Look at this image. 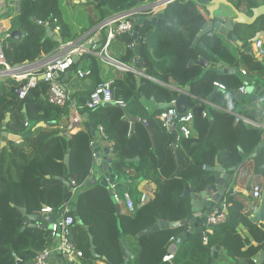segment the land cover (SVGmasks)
<instances>
[{"label": "trees", "instance_id": "1", "mask_svg": "<svg viewBox=\"0 0 264 264\" xmlns=\"http://www.w3.org/2000/svg\"><path fill=\"white\" fill-rule=\"evenodd\" d=\"M155 1L91 2L93 9L85 20L91 26L116 13ZM55 19L61 27L60 37L63 41L78 36V33L72 34L71 27L63 21L61 0H22L20 12L14 13L11 18V29L0 33V38L10 34L5 38L7 63L10 66L22 65L53 52L60 41L46 38L45 24L55 27ZM40 20L44 24H39ZM205 23L196 0H176L165 7L164 22L156 28L151 48L147 42L151 26L143 24L138 36L139 56L147 75L166 83L173 79L180 89L202 99L208 100L212 95L209 100L211 104H197L189 97L194 128L199 135L180 138L177 148L179 166L172 146L173 138L161 126L158 118L163 109L154 114V121L151 120L154 141L151 136L144 138L140 133H128L123 107L100 105L86 109L79 106L78 93L73 96V102L81 112L88 113L87 120L92 128L102 126L107 139L113 141V173L119 175L120 179L136 184L147 179L157 184L153 200L144 205L137 200L136 211L132 214L121 213L119 218L116 214L118 206L110 190L99 184H87L95 164L93 142L96 136H93L91 129L85 127L69 136L58 135L61 131L59 125L65 117L70 116L69 104L59 107L49 103L46 99L48 85L44 81L39 80L21 97L18 90L29 83V77L23 80L14 76L0 78V144L4 129L22 136L19 142H9L0 153V264H15L14 253L30 262L52 242L50 228H44L42 223L28 225L30 221L27 215L41 213L45 206L51 207L59 215L65 212V216L75 219L71 239L83 250L86 264L100 260L106 264H257L260 252L264 251V224L252 219L251 203L255 186L264 187V128L243 121L235 123L234 114L214 106L230 107L236 113L251 116L250 110L237 109L238 101L227 96L228 92L239 89L244 83L243 78L237 73L219 74L214 68L219 65L239 68L243 64L249 76L260 82L264 75V64L245 51L242 57L235 54L217 33L203 34L194 45ZM258 29H264V16L256 24L246 26L243 32L234 30V33L243 41L244 34L254 35ZM14 31H19L17 38H12ZM121 37L127 50L121 60L134 64L135 49L127 45L136 43V38L128 34ZM201 58L209 60L211 66L205 68L196 62L191 63ZM91 70L97 79L99 68L96 62ZM119 74L113 83L115 97L123 103L137 105L144 115L147 111L139 101L141 96L155 97L169 103L180 95L177 90L150 78L144 77L138 84V75L133 72ZM217 81H223L226 89L215 92L217 87L214 83ZM99 82L101 80L98 78L94 87ZM74 97H77L76 102ZM260 100L264 105V91L260 94ZM8 114L11 116L9 120ZM42 122L46 125L41 126ZM212 122V133L205 141ZM69 143L68 168L64 157ZM260 147L261 151L255 154ZM137 155L141 156L139 162H128V158ZM167 159L174 167L170 174H160L161 168L162 171L165 169L163 165ZM216 162L233 179V186L226 194V221L213 227L208 234V244L203 241V231L192 234L179 245L172 261H164V256L184 233L185 227L160 228L144 235L140 233L160 221L173 222L187 218L192 207L190 198L183 196L186 185L189 184L193 192L203 190L213 181V172L208 168ZM56 176L64 177L70 186ZM72 180L78 184L75 192ZM70 204L77 208V212L73 209L64 211ZM19 207H25L27 212L23 213ZM77 217L81 218L82 223H77ZM88 232L94 237L98 257L91 253ZM121 238L125 239L134 254L128 263L125 262ZM217 246L221 251L214 261Z\"/></svg>", "mask_w": 264, "mask_h": 264}, {"label": "built area", "instance_id": "2", "mask_svg": "<svg viewBox=\"0 0 264 264\" xmlns=\"http://www.w3.org/2000/svg\"><path fill=\"white\" fill-rule=\"evenodd\" d=\"M176 0H157L152 2L154 6L145 12L147 15H155L159 9L166 7L168 4ZM136 15L131 13V11L126 10L123 12L116 13L109 16L97 23V30L99 33L104 35V40L102 47L99 49L86 50L84 44L80 42H70L62 44L56 51L46 54L41 59L33 62L32 65L27 68V73L23 76L29 77V83L24 85L19 91L21 97H23L26 91L35 86L39 80L44 81L48 85V90L46 94V99L49 103L65 107L69 104L70 106V122L68 124H60L59 128L61 132L66 135L72 134L75 130L85 128V120L82 116L80 108L73 102L74 92L72 88L66 86L63 83L62 77H55L56 72L65 73L74 65V56L76 54L82 55L84 53H90L100 58L108 67L113 68L117 72H133L139 76H145V73L137 69L133 64L121 60L115 57L111 51V44L119 39L122 35L128 34L129 36H135L136 27ZM56 26L52 27L55 34H60L61 27L58 24L57 19H55ZM39 24H44L43 21H39ZM1 31L0 33L4 32ZM10 34H7L8 37ZM60 36V35H59ZM0 38V68L2 72L1 76H7L5 70L11 69L5 57V38ZM136 43L131 42L127 45L128 48L135 49ZM257 57L264 64V40L260 39L256 42ZM24 65V64H23ZM242 74L247 76L246 70H241ZM92 74L91 69H79L77 71L78 78H85ZM19 78L20 75H11ZM22 76V75H21ZM44 76L43 79H39ZM264 80V75H263ZM113 80H104L99 82L89 93L85 104L82 107L86 109H94L100 105L106 104H117L123 103V101L118 100L115 97L113 89ZM221 89H226V86L220 82L214 83ZM240 90L243 93L247 92L246 86H242ZM177 99L170 101L171 106L163 109L159 114L158 118L161 126L168 132L171 131L172 124L177 122V129L181 136L190 138L193 136L192 123L194 120V114L192 111L181 113L176 107ZM204 115H206L203 112ZM235 123L245 122L256 127L264 128V123L258 121L257 119L244 115L241 113H234ZM28 125V123H26ZM99 131L108 146L114 149V143L107 139L104 128L99 127ZM206 168V166H204ZM92 179V176H90ZM74 185V192L76 191L78 184L75 180H72ZM114 199L117 201L119 208L122 213L132 214L137 209V200L141 205L149 203L155 197L157 190V184L152 179H147L142 182L141 190L138 196L134 194L133 191L120 192L117 188V184L114 183L110 186ZM264 187L255 186L254 188V199L251 203V209L254 213L260 206V202L263 195ZM67 209V207H66ZM51 207L46 206L42 209L41 213H52ZM253 215V214H252ZM228 216L227 207L224 204L222 208L214 209L210 215H208L206 223L203 227V241L205 244L209 243V233L213 231V227L217 224L225 222ZM75 224V219L72 216H62V219H58L50 223L49 228L51 229L52 241L47 244L36 257L30 261L26 262L21 256L16 253L13 254L15 258V264H55L53 253L56 252L60 255L63 262L66 264H86L85 254L71 239L73 226ZM174 240V237L172 238ZM164 261H172L174 259V254L168 253L164 256ZM257 262V260H255Z\"/></svg>", "mask_w": 264, "mask_h": 264}, {"label": "water", "instance_id": "3", "mask_svg": "<svg viewBox=\"0 0 264 264\" xmlns=\"http://www.w3.org/2000/svg\"><path fill=\"white\" fill-rule=\"evenodd\" d=\"M86 1L99 2L100 0H86ZM214 1H217V0H214ZM153 6H154V4H151L150 6H147V7H141L140 6V7H136V8L129 10V11H131V13L136 15V17H135V19H136V27H135V31H136V33H135L136 62H135V64H136L137 69L144 70V71H145V69L142 66V62H141L140 56H139L140 44H139L138 36H139L140 28L143 24H147V25L154 27V28L161 27L163 24V18H164V13H165V7H163L161 9H159L155 15L145 14V12L148 11ZM232 8L234 10V16L226 19V22L225 21L224 22L215 21V22H212L209 24L206 23L204 25V29L201 30L199 32V34L197 35L195 42H194V45L199 41L200 37L204 33L214 31V33H217V34L221 33V34L226 35V38L228 40H231L232 42H236L242 49H247L248 51L252 50V46H249L250 42H253V47H256V42L264 37V29L256 30L253 37L249 41H246V42L238 39L237 35L234 33V30H238L239 32H243L244 29L246 28V26L256 24L259 21V19L261 18V16H264V4L251 7L250 12L242 11L239 8H235L234 6H232ZM34 20L37 21V18H34ZM45 28L47 31V37L54 38V39L62 42L61 37L58 34H55L52 26L49 23L45 24ZM95 30H97V25L95 26ZM153 33H154V31L152 30L149 32V34L147 36V42H148L149 46L152 43ZM11 35H12V38H17L19 36V31H14ZM98 37L101 39L102 42H100L99 44H95L96 42H98V39H97ZM98 37L95 38L94 40H90V42L85 44L84 45L85 49L90 50V49H92V47H94V49L101 48L102 44H103V40H104V35L102 33H99ZM89 56H90V53L87 54V57H89ZM80 58H81V55L76 54L74 56V65L64 74L61 72H56L55 77H57V78L58 77H62V78L69 77L70 74L75 70V64L79 62ZM194 62L201 64L204 67H209V65H210V62L205 58H201L198 61H192L191 63H194ZM26 66L27 65L19 66V67H12L11 69L5 70V73L9 76L17 75L18 73L23 71ZM214 69L219 74L237 73L243 79H245L248 83L253 82L252 78L247 77L245 75H242L241 72L239 70H237V68H235V67H216ZM43 78H44V76H41L39 79H43ZM140 80H141V78L139 77L137 79V82L139 83ZM261 88H262L261 86H257L255 88L250 87L251 98L253 100L258 99V95H259ZM227 96L228 97L229 96L230 97H237L238 99L241 100L244 96V93L242 91H238L236 93L228 92ZM186 99H187V97L185 94H181L179 96V98L177 99L176 107L179 110V112H181V113L187 112V110H185ZM106 105H119L125 109L127 117H129L133 121L137 120L136 117H132L131 114L127 111L126 103L106 104ZM170 106H171L170 102L162 104L163 109H166ZM242 109L250 110L252 117H258L259 114L264 116V110H260V106L257 103L254 104L253 110L249 109L246 106L242 107ZM24 111L26 112V108H24ZM87 115H88V113L85 114V117ZM10 117H11L10 114H8L7 120H9ZM26 118H28V117L26 116ZM40 125L44 126L46 124L44 122H42V123H40ZM86 126H87V128L91 129L93 136H97L100 134L99 129L92 128L90 122H87ZM212 129H213V122H212L204 140H207L210 137ZM170 133L172 134V137H173L172 146H173V150H174V153L176 156L177 165L179 166L180 163H179V157H178V151H177L179 131L177 129V122H174L172 124ZM58 135L65 136V134L63 132H60ZM2 136H3V138H5V140L1 141L0 153H1L2 149L8 145L9 142H11V141L12 142H19L22 139V136L11 134L6 129H4ZM23 137H26V136H23ZM93 148H94V152H95V157L97 158V161L100 165L103 164L105 173L102 177L92 178L91 180H89V182L87 184L89 186L99 184L105 188H108L110 190V192L112 193L110 186L114 183L121 182L120 181L121 179H120L119 175L113 173L112 167H110L107 164V162L102 163L103 159H102V155L100 153V149H101L100 144L98 142H93ZM70 151H71V144L69 143L68 144V151L64 157V162L68 168H69V161H70ZM260 151H261V147L256 151V154H258ZM106 152L109 153V148H106ZM105 159L107 161H111V158H105ZM140 159H141L140 156H136L133 158H129L128 162H139ZM208 169L211 172H213L214 181L212 183L205 186V188L199 192H193L191 190L189 184H187L185 187V191L183 193V196L190 198V203H191V207H192V212L188 215L187 218H185L181 221H173V222L160 221V222H157L154 225L143 230L140 233V235H144V234L154 232L160 228H168V227L177 228L180 226H184L185 227L184 233L178 237L177 242L172 244L170 249H169L170 253L175 254L177 252L179 245L187 237L191 236L192 234L202 232L208 215H210L214 209L223 207V205L226 202V194L230 190V188L233 186L230 184V173L227 172V170H225L222 166H220L218 162H216L215 166H211ZM234 169L235 168H233V170ZM48 177L50 178L51 176H48ZM55 178L62 180L63 182H65L66 185L70 186V182L68 180H66L64 177L56 176ZM115 202L118 206L116 214L119 218V216L121 214V210H120L119 205H118L116 200H115ZM19 209L23 213L27 212L25 207H19ZM71 209H73L75 212H77V208L73 204H70L67 207V209L64 211H70ZM27 216H28L29 221H30L28 224L29 226H37L38 223H42V226L44 228H49L50 223H53L58 219V215L55 212L46 213V214L33 213V214H28ZM60 219H62V217H59V220ZM252 219L256 222H260V223L264 224V189H263V195H262V199L260 202V206L253 213ZM76 221L78 224L82 223V220L80 217H77ZM190 223H192V224H190ZM118 225H119V227H121L120 219H118ZM86 229L89 230V226L86 225ZM88 234H89L90 244H91V253L93 256L98 257L99 255L97 253L96 245L94 243V237H93L91 232H88ZM120 242H121L122 249L125 253V257H126L125 262L128 263L131 259L134 258V254H133L132 250L126 245L124 238H121ZM220 251H221V248L219 246H217L215 251H214V261H216L219 258ZM53 256H54V258L58 257L59 258L58 261H60L62 264H65V262L62 261L60 255L58 253L54 252ZM263 261H264V251H261L259 254V260H258L257 264H262Z\"/></svg>", "mask_w": 264, "mask_h": 264}, {"label": "crops", "instance_id": "4", "mask_svg": "<svg viewBox=\"0 0 264 264\" xmlns=\"http://www.w3.org/2000/svg\"><path fill=\"white\" fill-rule=\"evenodd\" d=\"M21 1L22 0H0V32L3 31V30L8 31V30L11 29V26H12L11 18L13 17L14 13L16 14V13L20 12ZM196 1L198 2V10L204 16V18L206 20V23H208V24L212 23V22H215V21H222V22L225 21L226 22V19L233 17L234 16V10H233L232 6H234L235 8H239L242 11L250 12V8L251 7L259 6V5H263L264 4V0H217V1H214V0H196ZM91 2L98 3V2H95V1H86V0H61L62 11H63V21L68 26L71 27L72 34L78 33V36L76 38L68 40V41H63L62 40V42L59 43L60 44L59 47L62 44L70 43V42H80V43L85 45L88 42H90V40H94L95 38H97L99 36L98 30H95V26L97 24L89 26L87 20H85V16L87 14H89V12L92 11V9H93V5L91 4ZM236 3H239V6H236ZM151 4H153V3L152 2H146L143 5H141V7H147V6H150ZM138 7H140V6H138ZM6 16H8V17H6ZM163 22H164V18H163ZM203 29H204V27H203ZM152 30L155 33L156 28L152 27L150 31H152ZM154 33H153V35H154ZM213 33H214V31L208 32V33H204V34H213ZM219 36L222 38V40L224 42H226L228 44L230 49L235 54H237L240 57H242V55H243L242 52L245 51L246 53L251 55L253 58H255L258 61H260L259 58L257 57L256 47H253V42L249 43V46H252V50L248 51L247 49H242L236 42H232L231 40H228L226 38V35L219 33ZM252 36H253V34L252 35L251 34L250 35L244 34L243 35V41H245V42L249 41ZM46 38H47V36H46ZM97 39H98V42H96L95 44H99L100 42H102L99 37ZM262 39L264 40V37ZM152 43H153V36H152ZM152 43H151V45H152ZM151 45L149 46L150 48H151ZM58 48H56L54 51H56ZM110 51L115 57L120 58V59L126 55V53H127L126 52L127 51L126 50V45L124 44V42L122 40V37L117 39V40H115L111 44ZM87 54H89V53L86 52V53L81 55V58H80L79 62L75 64V70L70 74L69 77L62 78L63 83L66 86H69L70 88H72L74 94L78 93L79 106L81 105V107L84 105L83 102L87 99L89 92L94 87L95 82H96V80L98 78L101 81H104V80H113V81H115V79L120 76L119 72H117L116 70H114L111 67H108V65L105 64L100 58L96 57L93 54H90V56L87 57ZM151 54H153V49H151ZM45 55L46 54H43L42 57H44ZM41 58H39V59H41ZM36 61H34V62H36ZM94 62H96V64L98 65V68H99V73H98V78L97 79L92 74L87 76V77H85V78H81V79L77 77V71L79 69H91L93 64H94ZM135 62H136V55H135V58H133V63H134L133 65L136 67ZM32 63L33 62H27V63H24V65L22 64V66H25V65H27V66L25 67V69L23 71L18 73L20 75V77L17 78V79L23 80V79L27 78V77H25L23 75H25L27 73V68H29V66ZM209 66H211V63H210ZM217 67H227V66L219 65ZM205 68H208V67H205ZM243 69L245 70L243 64H241V66L239 68H237V70H239L240 72ZM141 71L145 73L144 70H141ZM1 72H2V70L0 68V73ZM241 74H242V72H241ZM8 76L9 75H7V76H1L0 75V78H5V77H8ZM139 77L141 78V80H140L139 83L137 82L138 84L141 83L142 78H144V77L145 78H150V79H152V80H154L156 82H159V83H162L164 85L169 86L173 90H177L180 95L181 94H185L186 97H187L185 110H187V112L191 111L190 102H189L190 98H192L193 100L197 101L196 102L197 104H201V103L211 104L209 100H211L212 95L209 96L208 100L199 98L196 95H194V94H192V93H190L188 91L180 89L175 84L173 79L170 80V83H166V82L161 81L160 79H157L155 77H151V76L147 75L146 73H145V76H139L138 75L137 79ZM247 77L252 78L253 82L252 83H248L245 79H243L244 83L239 87V89L236 90L235 92L231 91L232 93H236L238 91H241L240 88L242 86H246V88H247V92L244 93V96H243V98L241 100L238 99L237 97H232V98H235L238 101L237 109H242V107L246 106L249 109L253 110L254 109V104L257 103L260 106V110H264V105H263V103L260 100V94L264 91V80H263V77H261V81L260 82H256V80L252 76H249V74L247 75ZM219 82L224 84L223 81H219ZM257 86H261L262 88H261V90L259 92L258 99L257 100H253L251 98L250 87H254L255 88ZM216 87L217 88H216L215 92L217 90L221 89L218 86H216ZM222 90H225V89H222ZM44 97L45 96L43 95V98ZM76 100H77V97H74V101L75 102H76ZM139 101L144 106V108L147 111V113H146V115H144L143 111L135 104H132V105L126 104L127 105V111L131 114L132 117H136L137 118L136 121H133L132 119L127 117L126 111H125V115H126L125 121L128 123V133L129 134L133 133L134 135L140 133L144 138H147V137L151 136L153 138V140L155 141V139H154V130H153V126L151 125V120L154 121V119H155L154 114H156L159 109H163L162 108V104L166 103V102H164L162 100H157L155 97H151V98L147 97L146 95L141 96L139 98ZM214 106H216L219 109L224 110L226 112L232 113V114L236 113L230 107L226 108V107H222V106H219V105L218 106L214 105ZM85 114H87V112H83L82 116H83V118L85 120V127H87L86 123L89 122V121L87 120L88 115L85 117ZM253 118L257 119L258 121H260L262 123H264V116L261 115V114H259L258 117H253ZM69 122H70V116H67V117H65L63 119L62 124H68ZM140 123H142V125H139ZM155 124H156V126H158L157 122H155ZM213 125H214V122H213ZM76 131H78V130H75L74 132H76ZM192 131H193V137H197L199 135L198 131L194 128V121L192 123ZM171 136H172V134H171ZM181 137L182 136L179 134L178 143H179V140H180ZM2 140H5V138H2ZM94 142H98L100 144V148H101L100 149V153H101L102 159H103L102 163L107 162V164L110 167H112L113 166V161L115 159L114 150L111 147L108 146V143H106V141H104L101 133L95 137ZM111 142H113V141H111ZM178 143H177V148L179 147ZM172 144H173V141H172ZM106 148H109V153L106 152ZM177 151H178V149H177ZM182 153H183V155L185 157V152L183 151ZM137 156H140V155H137ZM105 158H111V161H107ZM131 158H133V157H131ZM140 158H141V156H140ZM179 163H180V161H179ZM163 167L165 169H164V171H162V168H161L160 174H163V173L164 174H170L171 169L174 167V164L171 163V161L169 159H167V161L165 162V165H163ZM104 173L105 172H104L103 164L100 165L98 163V161H97V158L95 157V164H94V166L92 168V172H91L92 177L93 178L102 177L104 175ZM213 181H214V179H213ZM116 184H117V188H118V190L120 192H124V191H127V190L130 191L131 190V191L134 192V194L136 196H137V193H140L141 186H142V182L139 183V184H136L135 182L125 181V180H124V182H117ZM230 184L233 185V179L231 178V175H230ZM225 205H226V203H225ZM64 213H61L60 215L57 214V215H58V217H62L64 215ZM190 224H192V223H190ZM52 242H54V240ZM58 260H59L58 257L54 259L55 264H62ZM93 264H106V263L104 261L100 260V261L94 262Z\"/></svg>", "mask_w": 264, "mask_h": 264}, {"label": "rangeland", "instance_id": "5", "mask_svg": "<svg viewBox=\"0 0 264 264\" xmlns=\"http://www.w3.org/2000/svg\"><path fill=\"white\" fill-rule=\"evenodd\" d=\"M120 181H121V182H124V179H121Z\"/></svg>", "mask_w": 264, "mask_h": 264}]
</instances>
